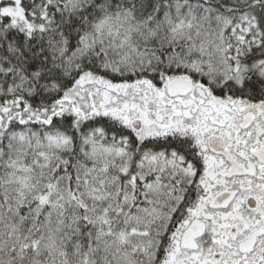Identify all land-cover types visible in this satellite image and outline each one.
I'll return each instance as SVG.
<instances>
[{"label":"snow or ice","instance_id":"snow-or-ice-1","mask_svg":"<svg viewBox=\"0 0 264 264\" xmlns=\"http://www.w3.org/2000/svg\"><path fill=\"white\" fill-rule=\"evenodd\" d=\"M0 264H264V0H0Z\"/></svg>","mask_w":264,"mask_h":264}]
</instances>
